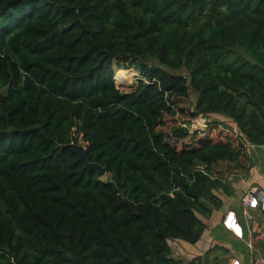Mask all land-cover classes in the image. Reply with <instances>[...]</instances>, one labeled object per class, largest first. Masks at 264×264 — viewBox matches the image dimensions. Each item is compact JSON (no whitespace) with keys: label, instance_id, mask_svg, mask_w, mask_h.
<instances>
[{"label":"trees","instance_id":"16d2710c","mask_svg":"<svg viewBox=\"0 0 264 264\" xmlns=\"http://www.w3.org/2000/svg\"><path fill=\"white\" fill-rule=\"evenodd\" d=\"M0 92V264H178L264 144V0H0Z\"/></svg>","mask_w":264,"mask_h":264},{"label":"crops","instance_id":"0c3cea01","mask_svg":"<svg viewBox=\"0 0 264 264\" xmlns=\"http://www.w3.org/2000/svg\"><path fill=\"white\" fill-rule=\"evenodd\" d=\"M248 153L250 160L245 168L240 167L241 170L236 173L225 175L214 172L225 185L223 189L215 191L222 201V207L206 220L201 238L196 243L181 239L169 240L172 256L178 264H231L233 259L240 260L241 264H251L254 250L264 256V211L255 212L257 224L253 227L245 219L241 205V197L250 187L256 186L264 191V144L250 146ZM228 210L238 213L244 227V238L240 239L224 228L223 219Z\"/></svg>","mask_w":264,"mask_h":264},{"label":"rangeland","instance_id":"374dc122","mask_svg":"<svg viewBox=\"0 0 264 264\" xmlns=\"http://www.w3.org/2000/svg\"><path fill=\"white\" fill-rule=\"evenodd\" d=\"M236 51L239 53H243V51L241 49H238V48H236ZM132 61H133L132 59L120 61L121 64H119V65L121 66V69L118 68L117 63H115V65H114V70H115L114 71V77H115V79H116L117 72L120 70L119 71V82H118V84L120 83V80H121L122 70H127V72H128V75L126 77H124L122 80L121 84H123V86L118 85V87L123 91L130 92V91L134 90L137 86L139 79H144L145 81H147V78H144L141 75L140 70L136 67V63L132 62ZM148 62L151 64V60H148ZM127 77H128V79H127ZM215 118L221 119V124H222V127H223L225 132L234 129L231 122L229 120H227L226 118H224V117L222 118L220 116H212V119H215ZM198 120L203 121L202 126H198V124L196 126L195 122ZM207 121H208L207 117H205L203 115H199L197 118L193 119L191 121V123H189L188 125L193 131L194 130H203L207 126V125L204 126V124H207ZM79 142L83 143L81 140ZM83 145L86 147L85 143H83ZM248 162H249V160H245V159L244 160L241 159L238 163H231V164H229L227 162H221V163L217 164L218 165L217 167L214 168V172L219 174V175L220 174L225 175L226 173H233V172L236 173L238 170H241L240 167L245 168L246 165L248 164ZM242 170H244V169H242ZM107 178H108V175H105L104 177H102V179H104V180H106Z\"/></svg>","mask_w":264,"mask_h":264},{"label":"built area","instance_id":"2783aa9c","mask_svg":"<svg viewBox=\"0 0 264 264\" xmlns=\"http://www.w3.org/2000/svg\"><path fill=\"white\" fill-rule=\"evenodd\" d=\"M207 124H204L206 126ZM242 213L247 221L253 227L256 226V211H264V191L256 186L250 187L241 197ZM223 226L229 230L234 236L244 238V227L240 221L239 215L235 210H228L223 219ZM250 247L253 248L252 243ZM254 249V248H253ZM251 264H264V256L260 252L254 250ZM231 264H241L240 260L233 259Z\"/></svg>","mask_w":264,"mask_h":264},{"label":"water","instance_id":"95a60500","mask_svg":"<svg viewBox=\"0 0 264 264\" xmlns=\"http://www.w3.org/2000/svg\"><path fill=\"white\" fill-rule=\"evenodd\" d=\"M4 93L0 92V101H3ZM72 149V151L77 155L78 159L84 164L85 168L90 171H96L98 178L102 179L105 175L108 174L107 168L102 166L98 162H91L87 156V148L80 142H72L67 145Z\"/></svg>","mask_w":264,"mask_h":264},{"label":"bare ground","instance_id":"6f19581e","mask_svg":"<svg viewBox=\"0 0 264 264\" xmlns=\"http://www.w3.org/2000/svg\"><path fill=\"white\" fill-rule=\"evenodd\" d=\"M130 72H131V71H130ZM127 75H128L127 70H122L121 80H120V83L118 84L119 86H120V85L123 86V84H121V83H122V80H123V78L126 77ZM127 79H128V77H127ZM126 88H127V87H126ZM195 124H196V126H197V124H198V126H202L203 121H202V120H198V121L195 122Z\"/></svg>","mask_w":264,"mask_h":264}]
</instances>
